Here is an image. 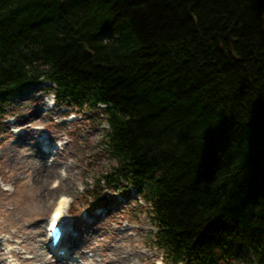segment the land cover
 Masks as SVG:
<instances>
[{
    "label": "trees",
    "instance_id": "16d2710c",
    "mask_svg": "<svg viewBox=\"0 0 264 264\" xmlns=\"http://www.w3.org/2000/svg\"><path fill=\"white\" fill-rule=\"evenodd\" d=\"M44 84L103 106L85 196L138 192L165 264H264V0H0V119Z\"/></svg>",
    "mask_w": 264,
    "mask_h": 264
},
{
    "label": "rangeland",
    "instance_id": "374dc122",
    "mask_svg": "<svg viewBox=\"0 0 264 264\" xmlns=\"http://www.w3.org/2000/svg\"><path fill=\"white\" fill-rule=\"evenodd\" d=\"M46 87L22 88L0 119V264H58L53 252L46 254V223L58 207L70 239L63 264L160 262V253L148 244L154 228L138 192L106 193L93 201L85 196L111 163L98 157L101 133L108 128L102 106L79 111L55 105ZM41 139L53 146L40 151ZM36 156L46 167L51 164L46 159L54 158L56 169L44 173Z\"/></svg>",
    "mask_w": 264,
    "mask_h": 264
},
{
    "label": "bare ground",
    "instance_id": "6f19581e",
    "mask_svg": "<svg viewBox=\"0 0 264 264\" xmlns=\"http://www.w3.org/2000/svg\"><path fill=\"white\" fill-rule=\"evenodd\" d=\"M47 101H50L49 99L47 100ZM47 107H49L50 106V102L48 103L47 102ZM41 141H42V146H41V150L40 151H45V150H48V149H50L51 148V146H53L51 143H49L48 144V142L46 141L45 142V140L44 139H41ZM38 159H39V161H40V163H41V169L42 168H44L45 167V169L46 170H43V172L44 173H47L48 171H50V170H55L56 169V167H57V163L55 162V159L54 158H52L51 160H49L48 158L46 159L48 162H51V164L48 166V167H46V165L45 166H43V164H44V160L40 157V156H36ZM52 157H54V156H52ZM46 161V162H47ZM36 168H37V165H36ZM50 172H52V171H50ZM44 173H42V174H44ZM44 175H46V174H44ZM5 189V188H4ZM57 210L58 211H60V207H58L57 208ZM40 226L37 228L38 230L37 231H39L40 229ZM40 241H41V239H40ZM63 241H61V243H62ZM63 244V243H62ZM46 251H47V253L46 254H50L51 253V251H50V249H49V247H46ZM52 257V256H51ZM53 258V257H52ZM49 259L50 258H48V262H49ZM57 260H58V262H57ZM57 260H55V261H53V262H55V263H58V264H63L65 261H63V259L62 260H59V259H57ZM52 262V263H53ZM49 263H51V262H49ZM156 264H161L160 262H157Z\"/></svg>",
    "mask_w": 264,
    "mask_h": 264
},
{
    "label": "snow or ice",
    "instance_id": "6c2138e0",
    "mask_svg": "<svg viewBox=\"0 0 264 264\" xmlns=\"http://www.w3.org/2000/svg\"><path fill=\"white\" fill-rule=\"evenodd\" d=\"M57 216H59V212L57 213Z\"/></svg>",
    "mask_w": 264,
    "mask_h": 264
}]
</instances>
